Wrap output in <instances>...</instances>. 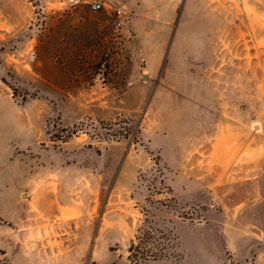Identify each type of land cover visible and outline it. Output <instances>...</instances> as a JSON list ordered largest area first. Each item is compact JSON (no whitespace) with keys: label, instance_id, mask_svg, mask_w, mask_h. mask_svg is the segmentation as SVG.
Segmentation results:
<instances>
[{"label":"rangeland","instance_id":"rangeland-1","mask_svg":"<svg viewBox=\"0 0 264 264\" xmlns=\"http://www.w3.org/2000/svg\"><path fill=\"white\" fill-rule=\"evenodd\" d=\"M87 1L0 0L2 264H264V0Z\"/></svg>","mask_w":264,"mask_h":264},{"label":"trees","instance_id":"trees-1","mask_svg":"<svg viewBox=\"0 0 264 264\" xmlns=\"http://www.w3.org/2000/svg\"><path fill=\"white\" fill-rule=\"evenodd\" d=\"M178 247L179 242L175 235L153 226L146 219L143 226L139 227L134 240L130 242L127 259L130 264H147L164 259L178 260Z\"/></svg>","mask_w":264,"mask_h":264},{"label":"built area","instance_id":"built-area-1","mask_svg":"<svg viewBox=\"0 0 264 264\" xmlns=\"http://www.w3.org/2000/svg\"><path fill=\"white\" fill-rule=\"evenodd\" d=\"M87 3L93 11H104L107 14H114L117 16L123 14L122 8L115 7L112 4L107 3L105 0H88Z\"/></svg>","mask_w":264,"mask_h":264},{"label":"crops","instance_id":"crops-1","mask_svg":"<svg viewBox=\"0 0 264 264\" xmlns=\"http://www.w3.org/2000/svg\"><path fill=\"white\" fill-rule=\"evenodd\" d=\"M261 197H262V200H261L262 202L260 204V207L264 211V191L261 193Z\"/></svg>","mask_w":264,"mask_h":264},{"label":"water","instance_id":"water-1","mask_svg":"<svg viewBox=\"0 0 264 264\" xmlns=\"http://www.w3.org/2000/svg\"><path fill=\"white\" fill-rule=\"evenodd\" d=\"M121 253H123V251H121Z\"/></svg>","mask_w":264,"mask_h":264}]
</instances>
